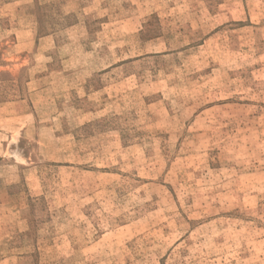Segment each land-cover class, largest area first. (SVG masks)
Here are the masks:
<instances>
[{"label": "rangeland", "instance_id": "1", "mask_svg": "<svg viewBox=\"0 0 264 264\" xmlns=\"http://www.w3.org/2000/svg\"><path fill=\"white\" fill-rule=\"evenodd\" d=\"M0 264H264V0H0Z\"/></svg>", "mask_w": 264, "mask_h": 264}]
</instances>
